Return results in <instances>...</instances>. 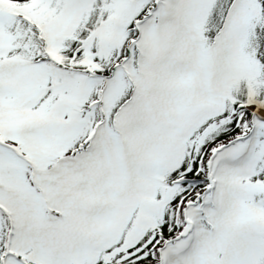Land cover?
Listing matches in <instances>:
<instances>
[{
    "label": "snow or ice",
    "instance_id": "1",
    "mask_svg": "<svg viewBox=\"0 0 264 264\" xmlns=\"http://www.w3.org/2000/svg\"><path fill=\"white\" fill-rule=\"evenodd\" d=\"M0 264H264V0H0Z\"/></svg>",
    "mask_w": 264,
    "mask_h": 264
}]
</instances>
